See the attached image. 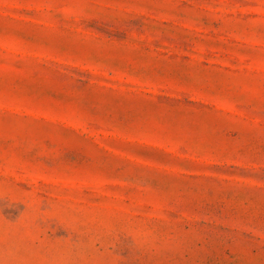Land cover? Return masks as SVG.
<instances>
[{"label": "rangeland", "instance_id": "374dc122", "mask_svg": "<svg viewBox=\"0 0 264 264\" xmlns=\"http://www.w3.org/2000/svg\"><path fill=\"white\" fill-rule=\"evenodd\" d=\"M0 264H264V0H0Z\"/></svg>", "mask_w": 264, "mask_h": 264}]
</instances>
